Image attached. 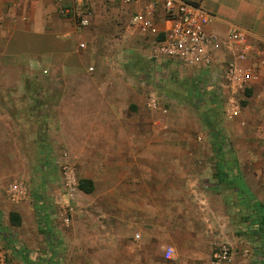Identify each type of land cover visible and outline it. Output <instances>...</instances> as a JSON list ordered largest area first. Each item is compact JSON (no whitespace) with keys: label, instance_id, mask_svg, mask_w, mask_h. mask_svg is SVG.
<instances>
[{"label":"crops","instance_id":"obj_1","mask_svg":"<svg viewBox=\"0 0 264 264\" xmlns=\"http://www.w3.org/2000/svg\"><path fill=\"white\" fill-rule=\"evenodd\" d=\"M187 1L211 14L208 31L217 35L223 44L217 51L218 62L211 69L184 68L171 63L170 66L182 75L179 77L193 78L196 83L205 80L210 89L219 86L216 89L231 92L221 79V64L236 59L243 48L228 44L227 34L232 26H239L249 32L254 49L264 48V0ZM71 5L72 13L89 17L88 26L82 27L72 13L62 14V8ZM151 5L156 24L162 29L164 0L131 3L110 0H19L11 3L0 0V48L9 60L19 58L42 62L44 58L50 59L51 77L57 81L62 78V83L54 85L55 90L63 93L58 110L61 113L66 111L63 117L67 125L63 130L66 138L62 137L60 143L70 155L79 158L82 178L92 179L95 190L98 178L91 172L96 167L101 174L100 180L114 179L121 185L126 174L123 161L128 158H134L130 170L138 172L144 164L153 174L159 171L156 172L152 167L153 161L146 158L172 157L176 163L178 179L169 181V186L176 190L175 199L171 200L170 193L169 201L171 206L176 204V207L164 211L163 224L157 218L137 228L142 233H138L137 237H143L145 246L135 245L128 249L136 259L141 257L140 252L146 257L151 249L150 240L157 236L159 230L164 231L168 242L173 236H197L201 244L219 238L236 245L235 225L230 227L231 233H227L226 224L232 220L221 207L225 205V197L236 206L240 203L250 206L252 216L245 221L253 229L251 234L259 236L260 246L264 249V67L252 54L241 63L252 68L253 79L247 85V94L239 92V97L246 100L247 128L235 129L231 126L226 132L234 148L219 153L210 149V156L208 150H196L194 145L186 143L191 140L189 134L182 130L176 133L164 130V125L158 126L154 120L156 112L163 116L169 113L168 109L164 112L161 108L164 101L159 89L146 87L144 81L145 71L151 70L150 66H155L162 59L158 51L161 37L143 33L132 23L135 14L145 12ZM83 42L86 49L79 52L78 46ZM90 66L95 68L93 73L87 70ZM156 76L158 78V73ZM152 97L158 98L159 108L151 106ZM179 125H185V122L179 119L178 129ZM171 141L177 142L178 149L174 154H170L168 149ZM208 157L217 160L214 169L212 166L210 169L217 170L219 175L211 180L210 192L197 194L209 186L201 184L199 173L194 179H187L188 176L193 177L196 170L192 171L187 164L191 160L205 164ZM203 177L200 175V178ZM108 183L111 181L106 185ZM192 192L198 197H192ZM193 205L198 206L200 211L196 213ZM257 208L260 214H257ZM150 210L143 212V220H150L152 213L154 215ZM230 213L235 215L237 212ZM199 220H207L210 224H205V229L188 224V221ZM116 225L118 227L117 222ZM206 232L211 234L207 237Z\"/></svg>","mask_w":264,"mask_h":264},{"label":"rangeland","instance_id":"obj_2","mask_svg":"<svg viewBox=\"0 0 264 264\" xmlns=\"http://www.w3.org/2000/svg\"><path fill=\"white\" fill-rule=\"evenodd\" d=\"M68 7L72 9L73 5ZM71 15H75L76 22L82 17L76 12ZM79 46V52L86 49ZM2 53L0 48V264H209L221 243L231 246L236 264H264L259 236L251 234L253 229L245 221L252 216V209L244 203L236 206L226 197L221 207L232 220L226 224L227 233H231L230 227L236 226V245L219 238L201 244L199 237L192 235L173 236L168 242L164 231L159 230L150 240L151 249L146 257L140 252L141 257L136 259L128 249L145 246L143 237H137L138 233L142 234L137 228L157 218L162 223L164 211L176 207L169 201L171 195V200L176 196V190L169 186L170 180L178 179L176 163L172 157L146 158L153 161L152 167L159 171L153 174L144 164L145 168L141 165L138 172L130 170L134 158H128L123 161L126 171L123 183L119 185L111 179L112 184L108 185L114 187L112 190L106 185L110 181L100 180L96 167L91 172L98 178L96 190L92 194L85 193L78 187L84 177L80 160L60 143L62 137L66 138L67 125L63 120L66 111L58 110L63 93L55 90L54 85L62 83V78L57 81L51 77L50 59L44 58L42 62L9 60ZM150 67L152 69L144 73L146 87L159 89L161 100L169 110L166 116L155 113L156 125H164V130L169 132L182 130L189 134L191 140L186 143L194 145L196 150H208V156L210 149L216 150L212 128L221 130L228 148H234L226 132L231 126L247 128L246 100L239 97V92L247 94L249 87L235 93L216 89L219 86L210 89L205 80L196 83L193 78L179 77L182 75L162 59ZM164 95L167 98L164 99ZM231 97L241 107V114L234 120L225 116ZM179 119L185 122L179 125L180 129L176 126ZM200 136L203 140L196 142ZM168 149L174 154L177 142L171 141ZM206 160L205 164L196 160L187 164L192 171L196 169L195 175L187 179H194L199 173L201 184L209 186L208 189L202 187L197 194L210 192L211 180L219 175L217 170L211 171L217 160L213 161V157ZM68 175L71 176L69 186ZM195 196L198 197L192 192V197ZM194 208L196 213L200 211L198 206ZM149 210L154 215L152 213L150 220H143L141 215ZM14 213L19 215V222L13 221ZM66 218L69 221H65ZM191 223L204 229L205 224H210L207 220L188 221ZM209 234L211 232H206L207 237ZM170 249L172 254L168 258L166 252Z\"/></svg>","mask_w":264,"mask_h":264},{"label":"built area","instance_id":"obj_3","mask_svg":"<svg viewBox=\"0 0 264 264\" xmlns=\"http://www.w3.org/2000/svg\"><path fill=\"white\" fill-rule=\"evenodd\" d=\"M16 3L19 0H8ZM44 1V0H39ZM125 1L127 3L138 0H110ZM72 10L69 7L62 8V14L69 15ZM155 11L153 5L143 13H137L132 18L133 25L146 34H156L161 37L158 51L162 59L184 68H207L211 69L218 62L217 51L222 47L223 41L215 34L208 31V26L212 21L211 14L203 7L187 0H164V13L162 15L163 28L160 29L155 21ZM90 24L89 17H81L80 25L86 27ZM227 43L231 46L238 45L243 49L236 56L221 64V79L232 90V93L244 90L253 79L252 68L242 65L252 54L264 67V48L254 49L250 43L249 32L239 26H232L227 34ZM80 47L86 48L83 42ZM90 72L94 67L88 68ZM47 72V71H45ZM163 98H167L166 95ZM152 99V107L159 108L158 98ZM231 97L229 104L225 108V116L234 120L241 114V107L233 102ZM164 112H167L165 104H161ZM164 106V107H163ZM199 140L203 138L200 136ZM71 176L68 175V186ZM65 221H69L66 218ZM167 257L170 258L172 250H168ZM209 264H235V256L232 248L227 243H221L214 252Z\"/></svg>","mask_w":264,"mask_h":264},{"label":"trees","instance_id":"obj_4","mask_svg":"<svg viewBox=\"0 0 264 264\" xmlns=\"http://www.w3.org/2000/svg\"><path fill=\"white\" fill-rule=\"evenodd\" d=\"M249 93V92H248ZM211 136H212V141L214 143V146H216V150L219 152H223L225 149H229L227 144L224 142V137L221 134V130H218L216 128L211 129ZM78 187L84 191L85 193H92L95 190V185L92 179L88 178H82L79 180ZM257 214H260V211L258 208L256 209ZM256 214V215H257ZM12 219L14 222H19L20 217L18 214H13ZM49 234V233H48ZM51 234H49L50 236ZM51 237V236H50Z\"/></svg>","mask_w":264,"mask_h":264}]
</instances>
